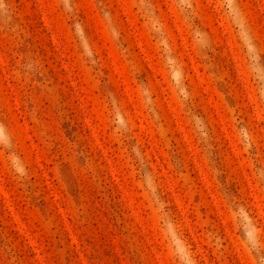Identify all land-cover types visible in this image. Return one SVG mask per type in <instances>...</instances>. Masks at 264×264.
<instances>
[{
    "label": "rangeland",
    "instance_id": "rangeland-1",
    "mask_svg": "<svg viewBox=\"0 0 264 264\" xmlns=\"http://www.w3.org/2000/svg\"><path fill=\"white\" fill-rule=\"evenodd\" d=\"M0 264H264V0H0Z\"/></svg>",
    "mask_w": 264,
    "mask_h": 264
}]
</instances>
